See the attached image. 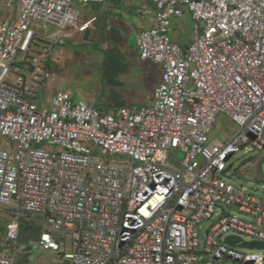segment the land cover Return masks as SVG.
Listing matches in <instances>:
<instances>
[{
  "label": "built area",
  "instance_id": "1",
  "mask_svg": "<svg viewBox=\"0 0 264 264\" xmlns=\"http://www.w3.org/2000/svg\"><path fill=\"white\" fill-rule=\"evenodd\" d=\"M105 1L0 0V203L18 209L7 239L32 213L65 264H264L251 245L264 199L222 178L232 155L264 150V0H148L135 42L161 67L151 104L103 111L64 89L41 101L53 73L37 38L62 43L75 4ZM187 14L181 44L172 19ZM221 113L237 127L213 140ZM16 257L2 246L0 264Z\"/></svg>",
  "mask_w": 264,
  "mask_h": 264
},
{
  "label": "rangeland",
  "instance_id": "2",
  "mask_svg": "<svg viewBox=\"0 0 264 264\" xmlns=\"http://www.w3.org/2000/svg\"><path fill=\"white\" fill-rule=\"evenodd\" d=\"M112 1L118 13L123 14L124 19L129 17L133 23L130 26L124 25L122 30L131 43L136 27H149L148 18L141 12L123 8L128 0ZM145 1L150 4L148 0ZM131 3L142 7L143 1L131 0ZM75 7H78L82 13L86 11L85 5L75 4ZM84 19L85 17L79 18L78 23ZM194 26L195 21L188 14L182 18L174 17L172 36L181 44L191 43ZM121 42L112 36L101 37L95 42L79 38L75 41L54 43L46 50L52 41L38 37L33 54L46 53L49 57L56 55L58 63L53 66L54 79L58 85L63 83L58 89L69 90L74 98L92 103L98 109L110 110L121 104L136 105L146 100L151 104L155 85L160 78L158 65L148 60L144 63L139 61L136 49L132 45L123 46ZM51 79L48 81L46 91L41 92V101L45 93L47 96L50 95L49 84L54 82ZM236 127L237 125L230 118L221 113L211 133V139L224 140L236 130ZM171 155L182 157L181 153L176 152ZM248 157L249 164L246 165L245 159ZM227 166L231 168L222 174L224 180L244 187L246 191L264 199V150L251 149L248 154L241 152L232 155ZM16 211L18 209L14 205L0 203V245L16 252V264H63L61 253L45 249L39 243L38 233L46 222L41 214L26 213L20 217L18 241L9 240L6 236L3 238V230L15 219ZM201 238L203 239L202 233ZM245 240L249 239L245 238ZM70 251L68 246L67 252Z\"/></svg>",
  "mask_w": 264,
  "mask_h": 264
},
{
  "label": "crops",
  "instance_id": "3",
  "mask_svg": "<svg viewBox=\"0 0 264 264\" xmlns=\"http://www.w3.org/2000/svg\"><path fill=\"white\" fill-rule=\"evenodd\" d=\"M108 1H110V2H108ZM128 1L129 2L126 1L127 3L122 7L126 8V10H129V11L131 10V11L140 12L139 11L140 8H142L145 4H147V5L149 4L145 0H142L143 4L141 5L142 7H140V6H135L133 3H131V0H128ZM112 3H113L112 0H106L104 3H95V4L87 5L85 13H82V11L79 9L80 10V18L85 17V19L83 21H81V23H78V26L68 27L64 31H62V33H63V42L62 43L75 41L76 39H79V38L83 39L84 29L89 28L90 29V38H91L90 41L91 42H95L104 36L115 37L116 39L122 41L121 45H123V46L124 45H132L137 51L138 60L144 63V61L141 60V58L139 56L138 49H137L136 42H135L136 34L143 28H140V27L135 28L134 37L132 38V41H130L131 43H129V41L126 39L125 34L122 30H123L124 25L130 26V24H133V23L131 22L129 17L124 19L125 18L124 15L121 13H118V10H116L117 7L115 8ZM150 25H151V23L149 24V26ZM144 28H146V27H144ZM47 62L49 63L50 70L53 73V79H51V81L54 80V82H50L49 88H50L51 92L49 93L50 95H48V96L45 93L44 94L45 98L50 97L59 87L61 88V86L63 84L61 82V84L58 85L57 81H55V79H54V76H55L54 69L55 68L53 66H55L56 62L58 63L57 56L56 55H51L50 57L48 56ZM158 68L160 70V77H161V67L158 65ZM159 81H160V78H159ZM158 82H157V84H158ZM47 85H48V83H47ZM46 89H47V86H46ZM147 101L148 100H146L145 102H143L141 104H136V105H134V104H123V105L140 106L142 104L148 103Z\"/></svg>",
  "mask_w": 264,
  "mask_h": 264
},
{
  "label": "water",
  "instance_id": "4",
  "mask_svg": "<svg viewBox=\"0 0 264 264\" xmlns=\"http://www.w3.org/2000/svg\"><path fill=\"white\" fill-rule=\"evenodd\" d=\"M90 29L89 28H85L84 29V36H83V40H90ZM231 166H228V168L226 169L225 173L230 170ZM241 238L239 236L236 235H229L226 237L225 241L228 244L233 245L236 241H239ZM251 245L256 246V247H264V242H258V241H253L251 242ZM31 246H28V248ZM2 251V246L0 245V252Z\"/></svg>",
  "mask_w": 264,
  "mask_h": 264
},
{
  "label": "trees",
  "instance_id": "5",
  "mask_svg": "<svg viewBox=\"0 0 264 264\" xmlns=\"http://www.w3.org/2000/svg\"><path fill=\"white\" fill-rule=\"evenodd\" d=\"M47 67L50 69V67H49V63L47 62ZM121 105H123V104H121ZM120 106V105H119ZM7 227H8V225L7 226H5V228H4V230H3V238L6 236V232H7ZM43 229V228H42ZM42 229L40 230V232L38 233V240H39V238H40V235H41V232H42ZM2 238V239H3ZM18 241V240H17ZM19 244V243H18ZM63 264H65V263H63Z\"/></svg>",
  "mask_w": 264,
  "mask_h": 264
}]
</instances>
